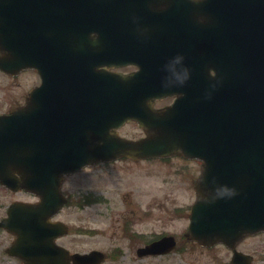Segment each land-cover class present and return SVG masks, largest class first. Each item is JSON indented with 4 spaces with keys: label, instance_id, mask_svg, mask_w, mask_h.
<instances>
[{
    "label": "water",
    "instance_id": "95a60500",
    "mask_svg": "<svg viewBox=\"0 0 264 264\" xmlns=\"http://www.w3.org/2000/svg\"><path fill=\"white\" fill-rule=\"evenodd\" d=\"M139 6L144 4L132 0H0V69L14 73L36 68L54 80L71 76L72 90L79 66L62 59L72 53V24L90 11L143 10ZM198 8L236 16L231 31L226 26L204 37L211 55L198 67L203 93L197 103L179 98L170 107L154 109L150 97L142 96L127 113L119 104V75L82 66L85 77L99 76L86 82L85 96H71V103L61 96L42 101L39 87L30 92L26 105L0 115V182L40 198L14 202L0 221L16 235L7 249L10 254L24 264L100 263L101 251L70 254L54 241L67 232L63 222L50 219L66 203L60 191L63 175L123 156L136 160L179 154L202 160L184 235L203 246L222 242L233 252L232 264H251L252 257L237 251L235 244L264 230V0H203ZM107 59L116 62L117 51L109 49ZM170 70L145 67L135 77L166 79ZM70 106L71 130L62 127L56 114L25 110ZM125 118L137 121L145 136L121 137L116 128ZM175 244L173 236H162L137 254H165Z\"/></svg>",
    "mask_w": 264,
    "mask_h": 264
},
{
    "label": "rangeland",
    "instance_id": "374dc122",
    "mask_svg": "<svg viewBox=\"0 0 264 264\" xmlns=\"http://www.w3.org/2000/svg\"><path fill=\"white\" fill-rule=\"evenodd\" d=\"M31 75L11 79L0 71V112L19 100L23 83L29 85ZM120 132L140 135L134 125ZM195 162L177 157L134 163L120 160L65 177L62 189L69 201L56 218L69 226V232L58 242L71 252L103 251L101 264H230L231 252L225 246L205 248L182 236L188 223L186 212L194 199L185 178L197 173L199 162ZM11 197L0 190V215ZM127 220L140 237L123 234ZM168 233L176 236L177 250L164 256H136L141 239ZM10 239L0 231V264H20L3 251ZM237 248L254 255L253 264H264V233L246 238Z\"/></svg>",
    "mask_w": 264,
    "mask_h": 264
},
{
    "label": "flooded vegetation",
    "instance_id": "af4514ba",
    "mask_svg": "<svg viewBox=\"0 0 264 264\" xmlns=\"http://www.w3.org/2000/svg\"><path fill=\"white\" fill-rule=\"evenodd\" d=\"M133 1L144 2L148 5L138 7L143 10L119 13L90 11L84 19L75 21L72 24L71 32L74 33V36L72 37L73 44H71V48H73L71 61L74 66H79V76L75 79L72 90L71 76L68 80L64 78L54 80L43 77L33 69L21 70L14 75L6 74L14 79L22 77L28 72L32 73V81L29 85L27 82L23 83L24 87L19 100L11 108L26 104L29 99V91L33 87H40L38 95L42 101L46 97L61 96L68 98L71 103V96L73 98L85 96L83 90L88 88L86 82L96 80L99 76L85 77L82 66L94 68L96 71L98 69L107 70L110 67L116 71L119 74V103L122 106H127L126 108L129 110L142 96L139 92L140 85L135 81L134 74L140 67L146 66L171 69L169 71L170 78L153 81L148 85L152 91L150 98L153 100L155 108L169 106L180 97L197 103L203 93V85L198 80V67L207 64L210 57L208 55L210 51L204 49V37L213 32H221L223 30L222 25H225L223 20H229L234 16L228 12L205 13L198 10V8H196V11H168L172 8H179L174 7L172 0ZM149 3L151 6H149ZM183 4L184 2H182ZM146 9L154 11H147ZM47 10H51V7H48ZM109 49L117 51L116 66L113 67L109 66L112 65V62L109 63L107 59ZM62 57H68V55ZM25 110L36 114H56L59 116L62 127L71 130V117H67L71 115V106L57 109L26 108ZM74 110L80 111L81 108ZM85 110H87V105ZM128 125H134L141 131L136 122H125L118 131ZM123 159L134 163V161L127 158ZM112 162H104L103 164L108 165ZM70 175H65V177ZM16 176L20 177V175ZM197 177L198 175H186L185 178L188 188L194 194V182ZM0 190L12 196L4 206V212L0 215V219L7 214V208L12 202H34L38 199L24 189L12 190L1 183ZM130 227H132V224L129 220L124 222L123 231L126 232V235L131 233ZM0 231L11 237V244L14 235L1 227ZM135 233L137 234V232ZM246 238L248 237H245L242 241ZM143 244H145V241ZM6 248H4V252ZM13 258L21 264L18 258Z\"/></svg>",
    "mask_w": 264,
    "mask_h": 264
}]
</instances>
